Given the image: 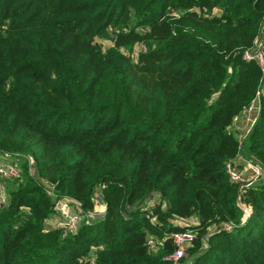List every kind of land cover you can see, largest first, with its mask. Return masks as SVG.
Instances as JSON below:
<instances>
[{"label":"trees","instance_id":"trees-1","mask_svg":"<svg viewBox=\"0 0 264 264\" xmlns=\"http://www.w3.org/2000/svg\"><path fill=\"white\" fill-rule=\"evenodd\" d=\"M263 25L264 0H0V154L21 169L0 264H175L187 229L178 264H264V180L226 168L264 176V71L243 57ZM60 199L74 231L46 226Z\"/></svg>","mask_w":264,"mask_h":264},{"label":"built area","instance_id":"built-area-1","mask_svg":"<svg viewBox=\"0 0 264 264\" xmlns=\"http://www.w3.org/2000/svg\"><path fill=\"white\" fill-rule=\"evenodd\" d=\"M243 57L246 60H255L257 64L259 65V67L262 69V71H264V43H260L256 47L246 50L243 54ZM254 104H255V107L259 109V95H257V97L253 100V102L250 104V106L247 108L246 111L251 110ZM236 119L237 117L235 118V120ZM251 163H252L251 168H250L252 172L251 177H249L248 181H246V183L244 184V187L251 185L255 179L263 176L261 168L257 164L253 162ZM230 166H231V163H228L226 165L227 172L230 175V178L233 181L239 182L238 181L239 177L231 170ZM20 174H21V169L14 160L13 161L12 160L11 161H0V207L6 205L8 201L7 194L2 189V185H1L2 181L15 179L19 177ZM241 187H243V183H241ZM47 192L49 194H53V192L50 190H47ZM69 204H71V206L74 208L75 213L67 217H64V221L59 222V223H55L54 221H51L49 219V224L46 225L47 228L51 226L62 227L68 231H74L77 228L78 224L82 221V218H83L82 211L77 202H75L72 199H60L57 201L55 209L57 210V208L67 207ZM152 205H154L153 201L149 202L148 207H151ZM97 207L100 210H97ZM95 210H96L95 212L89 213V215L93 217L104 215L105 204L103 203L100 195L98 199L96 200ZM58 214L59 213H56V216H59ZM180 222L185 224L186 226H192L196 223L194 219L192 218L187 219V220H182ZM225 228H228V226H226ZM194 236L195 234L192 229L178 231V232H174L170 234V237L173 239V241L177 245L176 251L170 257L174 261L175 264H178L177 262L181 258L185 257L186 247L192 242V240L194 239ZM149 244L151 247L154 246V243L151 240L149 241Z\"/></svg>","mask_w":264,"mask_h":264},{"label":"rangeland","instance_id":"rangeland-1","mask_svg":"<svg viewBox=\"0 0 264 264\" xmlns=\"http://www.w3.org/2000/svg\"><path fill=\"white\" fill-rule=\"evenodd\" d=\"M261 42V41H260ZM108 41L107 40H101L100 44L101 45H108ZM258 44H255V47ZM264 89V86H263ZM258 108L255 107V104L253 106V108L251 110L246 111L243 115H241L240 117H237V119L235 120V123L233 125V130L237 131L238 133L236 134L239 138H241V136H243L245 134V130L246 127L248 126L250 127L254 122L255 119L258 115ZM244 128V129H243ZM2 156H5V154H0ZM240 157L236 158V160H234V163H231V170L239 177V185L241 186V183H243V187L244 184L246 183V181H248L249 177H251V165H252V161H250V159H245L243 157H241L243 159L244 162H242V164L240 165L238 161ZM0 161H3L0 159ZM259 179H263L264 180V176H261L257 179H255L253 182L259 180ZM98 208V207H97ZM56 213H59V216H56V214H54V216L50 217L51 221H54L55 223H59L64 221V217H67L74 212V208L71 206V204H69L67 207H61V208H57ZM59 217V218H57ZM80 224V223H79ZM78 224V225H79Z\"/></svg>","mask_w":264,"mask_h":264},{"label":"crops","instance_id":"crops-1","mask_svg":"<svg viewBox=\"0 0 264 264\" xmlns=\"http://www.w3.org/2000/svg\"><path fill=\"white\" fill-rule=\"evenodd\" d=\"M261 41V42H260ZM257 44H260V43H264V25H263V28H262V32H261V34H260V36H259V39L257 40V42H256ZM246 127V130H245V133L250 129V127H248V126H245ZM244 129V128H243ZM1 156V155H0ZM0 159L1 160H3V161H13L14 160V157H12V156H2V157H0ZM237 162H239V164L241 165L242 164V162H244L243 161V159L240 157L239 159H238V161ZM97 210H100V209H98L97 208Z\"/></svg>","mask_w":264,"mask_h":264}]
</instances>
